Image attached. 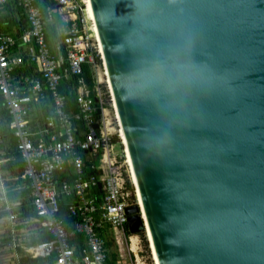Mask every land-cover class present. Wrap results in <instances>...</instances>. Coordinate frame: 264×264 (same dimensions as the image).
<instances>
[{
	"label": "water",
	"instance_id": "obj_1",
	"mask_svg": "<svg viewBox=\"0 0 264 264\" xmlns=\"http://www.w3.org/2000/svg\"><path fill=\"white\" fill-rule=\"evenodd\" d=\"M87 1L141 203L130 235L156 264H264V0Z\"/></svg>",
	"mask_w": 264,
	"mask_h": 264
},
{
	"label": "built area",
	"instance_id": "obj_2",
	"mask_svg": "<svg viewBox=\"0 0 264 264\" xmlns=\"http://www.w3.org/2000/svg\"><path fill=\"white\" fill-rule=\"evenodd\" d=\"M54 1L53 8L45 7L44 18L38 0H0V8L10 3L20 10L25 23L18 37L0 30L1 106L10 118L8 128L23 164L17 178L28 182L29 206L38 217L36 225L49 236L31 245L22 242L29 233L17 224L13 203L19 201L2 192L0 212L9 223L13 264H24V257L52 258V264H108V233L119 252L128 240L129 251L136 258V251L131 250L132 237L127 235L126 213L127 208L138 206L136 189L115 111L116 125L108 116V100L112 108L113 101L107 79L96 76L99 63L104 66L99 51L92 55L89 49L90 22L83 15L86 0ZM54 12L63 23L64 54L59 45L55 54L51 53L46 41L45 26ZM19 51L37 64L40 79H14V69L24 61ZM85 64L94 72L91 87L83 79ZM69 77L76 78L73 92L77 112L73 115L66 112L65 97L60 92V85ZM46 99L51 104L49 114L44 115L38 108ZM116 145L122 149L119 155L114 153ZM62 206L68 219L62 214ZM119 258L113 264L131 262L130 256L124 261L121 253Z\"/></svg>",
	"mask_w": 264,
	"mask_h": 264
},
{
	"label": "trees",
	"instance_id": "obj_3",
	"mask_svg": "<svg viewBox=\"0 0 264 264\" xmlns=\"http://www.w3.org/2000/svg\"><path fill=\"white\" fill-rule=\"evenodd\" d=\"M38 4L41 6L42 14L44 18L46 17V10L45 7L49 6L53 8L55 5L54 0H38ZM20 10L15 9L12 4H7L0 8V30H4L6 33L11 32L12 27H17L19 32L22 31L24 28V21L23 17H20ZM3 24H7L6 27H2ZM60 17L54 12L53 18L50 22H48L45 26L46 31V41L49 45L51 53L55 54L56 46L59 45L61 52L64 54V45H63V36ZM20 35V34H19ZM18 35V36H19ZM16 36V37H18ZM21 56L24 57V61L19 67L14 69L13 77L14 79H20L22 76H28L36 79H40V72L38 66L34 62H30L25 55L24 51H19ZM96 62H99V59L96 58ZM68 81L63 82L60 85V92L65 97V104H66V112L69 114H74L77 112V106L75 102L74 96V86H75V77H69ZM83 79H85L86 83L91 87L93 84V79H95L94 72L88 64L83 66ZM50 100L46 99L45 104L39 106L38 109L44 111V115L49 114L50 112ZM39 110V111H40ZM38 117V116H37ZM10 118L7 112L1 106L0 100V148L3 150V157L6 160V163L2 166L3 170L9 171L12 175L18 177L22 174L23 166L21 162L20 155L17 153L15 149V139L8 128V123ZM117 140L114 137V141ZM17 185L19 184V190L17 191H10V195H12L11 200L18 199L19 202L16 204L13 203L14 206L17 207L18 218L17 224L19 228H22L26 231L32 232L31 236L27 238H22V242L26 245L35 244L38 242L46 241L49 239V236L44 233L41 228L36 225L38 222V217H36L35 213L29 206L31 201L30 199V190L27 181L16 179ZM11 197V196H9ZM62 214L65 218L68 219L67 215H65L64 207H61ZM114 260L109 257L108 264H113ZM22 263L24 264H52V258L44 260V259H29L28 257H24L22 259Z\"/></svg>",
	"mask_w": 264,
	"mask_h": 264
},
{
	"label": "rangeland",
	"instance_id": "obj_4",
	"mask_svg": "<svg viewBox=\"0 0 264 264\" xmlns=\"http://www.w3.org/2000/svg\"><path fill=\"white\" fill-rule=\"evenodd\" d=\"M89 34H91V39L89 42V49L90 52L92 53V55H96L98 54V48H97V41H95V39L92 37V33L90 32ZM101 57V56H100ZM103 62V61H102ZM104 66V65H103ZM104 70V71H103ZM105 75V69L102 68L101 66V62L99 63V67H97L96 69V76L98 74V78L100 79H106ZM105 90V87H104ZM107 110H108V116L111 119L112 125H116V121L114 118V110L111 106V102L108 100V106H107ZM122 149H120L119 145L114 146V153L119 155L120 151ZM146 233H142V234H138V235H131V237H136V241H137V250L136 251V258L133 256V254L129 251V241L127 240L126 243H124L123 245V249L121 252L118 251V247L115 245L110 233L105 235V240H106V247H107V251H108V255L111 259H113L115 262L119 261V254L121 253V255L123 256L124 261H129V256L131 257V262H128L126 264H155V261L153 259V253L150 247V242L148 240V238L145 235ZM127 235H130L129 233H127ZM136 259V261H135ZM138 259V261H137Z\"/></svg>",
	"mask_w": 264,
	"mask_h": 264
},
{
	"label": "crops",
	"instance_id": "obj_5",
	"mask_svg": "<svg viewBox=\"0 0 264 264\" xmlns=\"http://www.w3.org/2000/svg\"><path fill=\"white\" fill-rule=\"evenodd\" d=\"M6 25L7 24H3L2 27L4 28L6 27ZM2 31L5 32L3 29ZM20 33L21 32H19L17 27H14V26L12 27V30L10 32V34L15 37L18 36ZM5 163H6V160L3 157V150L2 148H0V195L2 194V192H6L8 197L11 196L9 197L11 200L12 195H10V191L19 190L20 185L19 184L17 185L16 179L18 178L16 174L12 175L9 171L2 169V166ZM0 207H2L1 204H0ZM32 232H34V229L31 231H27V233H29V236L32 235ZM8 236H9V223L7 219L5 218L4 214L0 212V264H13V254H14L13 252L14 251L10 247H8V242H9Z\"/></svg>",
	"mask_w": 264,
	"mask_h": 264
},
{
	"label": "bare ground",
	"instance_id": "obj_6",
	"mask_svg": "<svg viewBox=\"0 0 264 264\" xmlns=\"http://www.w3.org/2000/svg\"><path fill=\"white\" fill-rule=\"evenodd\" d=\"M85 7L83 8V15H84V18L90 22V31L92 32V37L95 39V41L98 42L97 40V36H96V32H95V28H94V24H93V21H92V17H91V13H90V9H89V5H88V1L86 0L85 1ZM97 47H98V51L99 53L101 54V51H100V47H99V43L97 44ZM105 68V67H104ZM105 76H106V79H107V74H106V70H105ZM107 83H108V86L110 88V85H109V82H108V79H107ZM111 92V91H110ZM113 101V100H112ZM113 105V109L115 111V116L116 118L118 119V116H117V113H116V109H115V105L114 103H112ZM120 135H121V139H122V143L125 147V152H126V155H127V161L128 163L130 164V161H129V158H128V154H127V150H126V146H125V142H124V138H123V135H122V131H121V128H120ZM131 167V165H130ZM131 179H132V183L133 185L135 186V189H136V184H135V180H134V177H133V173H132V169H131ZM136 196H137V203L138 205H140L141 207V203H140V199H139V196H138V192H137V189H136ZM146 234V237L148 238L149 242H150V247H151V250H152V253H153V249H152V245H151V241H150V237H149V234H148V231L146 230L145 232ZM131 250L132 251H135L137 250V241H136V237H132L131 238ZM153 259L155 261V264H156V260H155V256H154V253H153ZM138 261V259H137Z\"/></svg>",
	"mask_w": 264,
	"mask_h": 264
}]
</instances>
